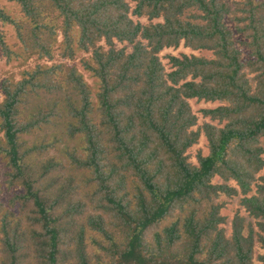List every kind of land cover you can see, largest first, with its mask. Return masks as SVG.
<instances>
[{"label":"trees","instance_id":"obj_1","mask_svg":"<svg viewBox=\"0 0 264 264\" xmlns=\"http://www.w3.org/2000/svg\"><path fill=\"white\" fill-rule=\"evenodd\" d=\"M0 59V264H264V0H0Z\"/></svg>","mask_w":264,"mask_h":264},{"label":"rangeland","instance_id":"obj_2","mask_svg":"<svg viewBox=\"0 0 264 264\" xmlns=\"http://www.w3.org/2000/svg\"><path fill=\"white\" fill-rule=\"evenodd\" d=\"M180 54H196V55H199L200 52H193L191 51L190 49L188 48H185L183 45L179 46L177 49H173V48H169V49H165L161 54H160V57H161V60L163 62V64L165 65V67L167 69H169V64H168V60H167V55H174V56H179ZM34 62L33 60L32 61H29V64L32 65ZM0 71L2 72V76H7L11 73H14L16 75V77H19L18 75V71H19V68L17 69L16 67H12L11 65H6L5 62H4V59H0ZM191 103V106H192V109L194 112H197L198 110L202 109V108H208V107H213L214 104H210V103H196L194 100L190 101ZM198 113V112H197ZM205 139L204 138H201L198 145H196L193 149H192V153H195L196 152V149L198 148H203L205 147ZM2 172H4V170H2Z\"/></svg>","mask_w":264,"mask_h":264}]
</instances>
